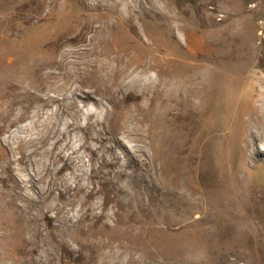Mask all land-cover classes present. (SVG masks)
Wrapping results in <instances>:
<instances>
[{
    "label": "rangeland",
    "instance_id": "374dc122",
    "mask_svg": "<svg viewBox=\"0 0 264 264\" xmlns=\"http://www.w3.org/2000/svg\"><path fill=\"white\" fill-rule=\"evenodd\" d=\"M0 264H264V0H0Z\"/></svg>",
    "mask_w": 264,
    "mask_h": 264
},
{
    "label": "bare ground",
    "instance_id": "6f19581e",
    "mask_svg": "<svg viewBox=\"0 0 264 264\" xmlns=\"http://www.w3.org/2000/svg\"><path fill=\"white\" fill-rule=\"evenodd\" d=\"M147 69L148 68H143V70H141L140 72H147ZM138 77L142 80L143 83H145L150 80L152 76L149 73H144L142 75H139Z\"/></svg>",
    "mask_w": 264,
    "mask_h": 264
}]
</instances>
